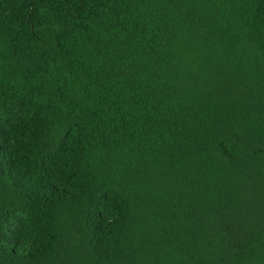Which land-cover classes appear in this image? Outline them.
Instances as JSON below:
<instances>
[{
    "label": "trees",
    "instance_id": "16d2710c",
    "mask_svg": "<svg viewBox=\"0 0 264 264\" xmlns=\"http://www.w3.org/2000/svg\"><path fill=\"white\" fill-rule=\"evenodd\" d=\"M0 264H264V0H0Z\"/></svg>",
    "mask_w": 264,
    "mask_h": 264
}]
</instances>
